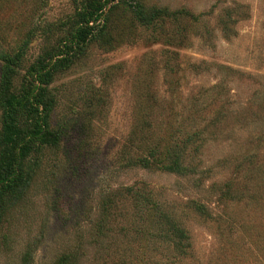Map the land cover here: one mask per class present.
<instances>
[{
  "label": "rangeland",
  "instance_id": "1",
  "mask_svg": "<svg viewBox=\"0 0 264 264\" xmlns=\"http://www.w3.org/2000/svg\"><path fill=\"white\" fill-rule=\"evenodd\" d=\"M139 5L145 17L119 6L110 44L93 45L57 76L63 146L0 236V264H21L29 244L37 247L34 264H52L82 237L80 264H161L169 250L120 235L135 221L131 203L112 222V238L95 236L106 196L138 184L189 227L194 251L180 264H264V0ZM74 7V0H0V52L35 32L33 61L41 30L64 23ZM174 126L198 128V147L188 153L193 172L128 166L126 146L135 153ZM136 135L147 141L134 143ZM192 203L206 216L186 209Z\"/></svg>",
  "mask_w": 264,
  "mask_h": 264
},
{
  "label": "trees",
  "instance_id": "2",
  "mask_svg": "<svg viewBox=\"0 0 264 264\" xmlns=\"http://www.w3.org/2000/svg\"><path fill=\"white\" fill-rule=\"evenodd\" d=\"M140 1L74 0V12L64 23L41 30L42 47L33 61L28 54L37 37L35 32L14 51L0 52V236L38 189L50 160L62 149L67 127L55 120L60 102L53 89L57 76L73 68L93 45L110 44L112 13L119 6L137 9L138 15L145 17ZM162 13L155 12L157 16ZM197 129L174 126L167 137L155 135L150 144L136 135L134 143L137 138L142 144L148 143L135 153L126 146L124 159L131 167L187 175L195 170L188 153L198 147ZM139 132L143 134V128ZM128 203L135 221L123 227L125 233L121 231L120 235L135 236L140 243L149 241L157 253L169 250L166 261L160 256L161 264H180L192 257L189 227L146 184L122 187L106 196L94 225L97 238H112V222L121 218V206ZM186 209L200 218L206 216L205 207L197 203ZM83 240L80 238L78 246L63 252L52 264H80L85 258ZM36 248L29 244L20 263L34 264ZM140 252L145 255V250Z\"/></svg>",
  "mask_w": 264,
  "mask_h": 264
}]
</instances>
